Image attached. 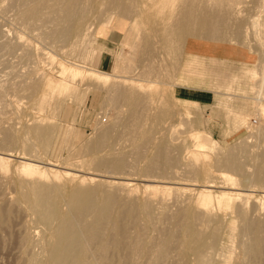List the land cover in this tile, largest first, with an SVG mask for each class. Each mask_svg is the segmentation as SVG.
Instances as JSON below:
<instances>
[{
    "label": "rangeland",
    "instance_id": "1",
    "mask_svg": "<svg viewBox=\"0 0 264 264\" xmlns=\"http://www.w3.org/2000/svg\"><path fill=\"white\" fill-rule=\"evenodd\" d=\"M185 1L0 0V264H45L76 189L116 201L105 236L124 250L99 262L87 245L100 264H200V249L202 264H264V0ZM111 29L123 40L106 51ZM42 186L45 224L28 201Z\"/></svg>",
    "mask_w": 264,
    "mask_h": 264
},
{
    "label": "bare ground",
    "instance_id": "2",
    "mask_svg": "<svg viewBox=\"0 0 264 264\" xmlns=\"http://www.w3.org/2000/svg\"><path fill=\"white\" fill-rule=\"evenodd\" d=\"M159 1H164V0H159ZM185 1V0H184ZM192 1V0H191ZM194 1V0H193ZM176 2V1H175ZM186 2V1H185ZM192 3V2H191ZM87 4V3H86ZM188 4V3H187ZM200 4V3H199ZM209 5V4H208ZM181 6H182V4H181ZM187 6V5H186ZM185 6V7H186ZM183 7H184V5H183ZM73 8H74V6H73ZM182 9V8H181ZM190 10V9H189ZM189 13V12H188ZM184 14V13H183ZM172 15V14H171ZM188 15V14H187ZM186 16V15H185ZM192 17V16H191ZM184 28V27H183ZM263 69H264V67H263ZM146 73V72H145ZM40 75V74H39ZM42 76V75H41ZM255 76V75H254ZM40 77V76H39ZM141 77V76H140ZM259 78V77H258ZM252 79V78H251ZM42 80V79H41ZM47 80V79H46ZM96 80L98 81V82H101V81H106V82H109L110 81V79L109 78H107V77H104V76H97L96 77ZM111 82V81H110ZM19 83H20V81H19ZM44 86V85H43ZM110 86H111V83H110ZM261 86H259V87H257V89H254L255 91L253 92V94L255 95H253L252 97V99L254 100V101H256L257 102V106H256V108L258 107V112H259V114L258 115H256L257 117L259 116V115H263V114H261V113H263V107H262V103H261V99L260 98H258L257 96H258V94L260 95V93H259V91H260V88ZM263 87L264 86H262V89H263ZM43 88V87H42ZM117 90V89H116ZM5 92V91H4ZM112 92V91H111ZM115 92H117V91H115ZM121 92V91H120ZM263 96V95H262ZM261 97V96H260ZM125 99V98H124ZM141 99V98H140ZM140 99H139V101H140ZM144 99V98H143ZM263 99V98H262ZM131 102V101H130ZM134 105H136V104H134ZM139 106V105H138ZM130 107V106H129ZM134 109V108H133ZM102 114V113H101ZM143 121V120H142ZM144 123V122H143ZM129 125V124H128ZM193 130V129H192ZM108 131H111V129H103V130H101V131H99L98 132V135H97V137L95 138V140L93 141V144L91 145V147H90V150H91V152L92 153H96V152H99V150L102 148V146H104L105 144H107V143H109L108 141H106V135H107V133H108ZM194 131V130H193ZM40 132H41V130H40ZM42 132H43V129H42ZM37 133V132H36ZM119 134V133H118ZM147 134V133H146ZM48 135V134H47ZM112 136V135H111ZM116 137V136H115ZM128 138V137H127ZM5 139V138H4ZM152 139V138H151ZM8 140H9V138H8ZM107 140H109V139H107ZM112 141V140H111ZM117 141V140H116ZM124 142V141H123ZM7 143V142H6ZM9 143V142H8ZM115 143V142H114ZM111 144V142L109 143V145ZM113 145V144H112ZM112 145L111 146H109L110 148H113L112 147ZM108 146V145H107ZM196 148V147H195ZM166 149V148H165ZM168 149V148H167ZM135 150V149H134ZM165 151V150H164ZM168 151V150H167ZM136 155V154H135ZM227 155V154H226ZM232 155V154H231ZM132 158V157H131ZM231 164V163H230ZM235 166V165H234ZM234 173V172H233ZM100 175V174H99ZM98 175V176H99ZM42 176V175H41ZM93 176V175H92ZM115 176V175H114ZM31 178H32V176H31ZM86 182V181H85ZM102 182V181H101ZM53 184V183H52ZM50 185V184H49ZM46 186V185H45ZM52 186V185H51ZM54 187V186H53ZM119 187V186H118ZM121 187V186H120ZM119 187V188H120ZM79 188V187H78ZM105 188V187H104ZM103 188V189H104ZM124 188V187H123ZM50 189V188H49ZM49 189H48V192H50L49 191ZM121 189V188H120ZM45 192H46V190H45V188H43V186L40 188H38L35 192H33L34 194L32 195V197L31 198H28L29 200V206H32L34 209H37V211H39L40 213H41V211L40 210H38V209H41L42 210V213L40 214V216L41 217H37V218H41V220H43L42 222H44V224H45V222H50V220L51 219H54L53 218V215H54V213L56 212V208H54V207H51L50 206V204L49 205H46V195H45ZM93 192H94V190H91V189H89V190H78V189H76V190H74L72 193H71V198H70V203H71V206H72V215L69 217V216H65V217H62V219H61V221H60V223H59V225L57 226V228L55 229V243L53 244V245H51V248H49L50 250L48 251L49 252V254L46 256V257H48L46 260V262H45V264H100L99 262H101V260H104L105 258H107V260H108V257H110V254H111V251H112V249H114V248H117V247H119V249L121 248L122 249V247H123V245L124 244H122V247L121 246H119L118 244L116 245V241H115V243H112L111 242V236L109 237L110 238V240H109V238L108 237H106L105 236V234H106V232L108 231L107 229L108 228H113V227H116V225L115 226H113L115 223H116V219H117V217H113V216H111V214L112 213H114V211L116 210V208L113 206V203L114 202H116L115 200H113L112 202L113 203H108V205L106 204H103L102 205V203H100V205L99 204H96V202L93 200L94 198H93ZM96 192V191H95ZM106 192V191H105ZM164 193V192H163ZM50 194V193H49ZM146 194V193H145ZM148 194H149V192H148ZM173 194V193H172ZM118 195H120V194H118ZM195 195V194H194ZM205 195V194H204ZM207 195V194H206ZM114 196H116V194L114 195ZM126 196V195H125ZM160 196V195H159ZM26 197V196H25ZM24 197V198H25ZM199 197V196H198ZM145 198V197H144ZM115 199V198H114ZM204 199V198H203ZM210 199H212V198H210ZM210 199L208 200V201H210ZM67 200V199H66ZM159 200V199H158ZM233 200V199H232ZM109 200H107V202H108ZM160 201V200H159ZM164 201V200H163ZM48 202V201H47ZM192 202V201H191ZM222 203V202H221ZM25 204H26V202H25ZM112 204V205H111ZM144 204V203H143ZM142 204V205H143ZM205 204H206V202H205ZM204 204V205H205ZM200 205H201V203H200ZM110 206L112 207V208H115V210L113 209V211L111 210V212H108L107 211V209H109L110 208ZM145 206V205H144ZM188 206V205H187ZM203 206V205H202ZM208 206H209V204H208ZM240 206V205H239ZM104 207H106V208H104ZM199 207V206H198ZM206 207V206H205ZM31 208V207H30ZM201 208V207H200ZM240 208V207H239ZM111 209V208H110ZM192 209V208H191ZM199 209V208H198ZM202 209V208H201ZM30 210V209H29ZM123 210H125V209H123ZM193 210V209H192ZM195 210V209H194ZM240 210V209H239ZM36 211V212H37ZM106 211L110 214V215H107V213H106ZM205 211V210H204ZM241 211V210H240ZM197 212H198V210H197ZM184 213V212H183ZM37 214H39L38 212H37ZM192 214V213H191ZM197 214H199V213H197ZM114 215V214H113ZM122 215V214H121ZM118 216V215H117ZM183 216V215H182ZM196 216V215H195ZM195 216H193V218L195 217ZM243 216H244V214H243ZM55 218H56V216H54ZM122 217V216H121ZM121 217H119L120 219H121ZM87 218L89 219H91V220H89V222L87 221ZM197 218V217H196ZM123 219V218H122ZM199 219V218H198ZM56 220V219H55ZM76 221L77 223H78V226L80 227L79 228V230H77V227L78 226H76L75 224H74V221ZM240 220V219H239ZM242 220H243V218H242ZM39 221V220H38ZM57 221V220H56ZM200 221V220H199ZM198 222V221H197ZM260 222V221H259ZM76 223V224H77ZM113 223V224H112ZM118 223V222H117ZM116 223V224H117ZM121 223V222H120ZM134 223V222H133ZM192 223V222H191ZM195 223H196V221H195ZM201 223V222H200ZM257 223V222H256ZM50 224V223H49ZM48 224V225H49ZM143 224V223H142ZM144 225V224H143ZM179 225V224H178ZM200 225V224H199ZM245 225H247V224H245ZM263 226H264V222H263V224H262ZM46 226H47V224H46ZM45 226V227H46ZM189 226V225H188ZM256 226V225H255ZM175 227V226H174ZM190 228H191V225L189 226ZM188 227V231L190 230V228ZM261 227V226H260ZM126 228V227H125ZM138 228V227H137ZM141 228V227H140ZM178 228V227H177ZM122 229L123 228H121V226H120V230L122 231ZM139 229V228H138ZM195 229V228H194ZM261 229V228H260ZM264 229V228H263ZM262 229V230H263ZM113 230V229H112ZM112 230H110V231H112ZM115 230H116V228H115ZM115 230H114V232H115ZM120 231V232H121ZM125 231V230H124ZM123 231V232H124ZM184 231V230H183ZM185 231H187V225H186V228H185ZM187 231V234L189 233ZM200 232V231H199ZM227 232V231H226ZM264 232V231H263ZM262 232V233H263ZM111 233V232H110ZM122 233V232H121ZM186 233V232H185ZM184 233V234H185ZM192 233V232H191ZM260 233H261V231H260ZM120 234V233H119ZM125 234H127V233H125L124 232V235ZM135 234V233H134ZM111 235H113V232H112V234ZM123 235V234H122ZM124 235L123 236H121V235H119L120 237H124ZM141 235V234H140ZM226 235V234H225ZM118 236V237H119ZM178 236H179V234H178ZM244 236V235H243ZM261 236L263 237V235L261 234ZM114 237V236H113ZM112 237V238H113ZM119 237V238H120ZM260 237V236H259ZM125 238H127L126 237V235H125ZM185 238V237H184ZM186 238H187V236H186ZM190 238V237H189ZM193 238V237H192ZM232 238H233V236H230V239L232 240ZM114 239H115V237H114ZM118 239V238H117ZM120 240V239H119ZM122 240H123V238H122ZM127 240V239H126ZM125 240V241H126ZM185 240V239H184ZM190 240V239H189ZM114 241V240H113ZM125 241H124V243H125ZM258 241H261V240H258ZM262 241H264V239L262 238ZM119 242H121V241H119ZM53 243V242H52ZM121 243H123V242H121ZM190 243V242H189ZM188 243V244H189ZM263 243V242H262ZM132 245H133V243H131ZM137 244H138V242H137ZM142 244V243H141ZM186 243L184 242V245H185ZM260 244V243H259ZM87 245L88 246H90V245H92L93 247V249H94V252H96L95 254H98V257H99V262H96V259H98V258H96V256H94L96 259L95 260H92V253H91V250L92 249H90V250H88L87 249ZM190 245V244H189ZM261 245V244H260ZM139 246V245H138ZM193 245H191L190 247H189V250H190V248L192 247ZM231 246V245H230ZM111 247H113V248H111ZM133 247V246H132ZM186 247H187V244H186ZM141 248H145V247H142V245H141V247L138 249V251H136L137 253H133L134 254V256H136V254H139V257L141 256V255H143V254H147L148 253V255H146V257H148L149 255H150V251H146V250H141ZM183 248H184V246H183ZM188 248V247H187ZM261 248H262V246H261ZM120 249V250H121ZM132 249V248H131ZM166 249V248H165ZM165 249H162V253L163 254H161V257L163 258L164 257V253H166L165 252ZM192 249V248H191ZM258 249H260V248H258V247H256L255 248V250H252V252L253 251H255V253L254 254H258L259 255V251L260 250H258ZM264 249V248H263ZM120 250H119V253H121L122 254V251L124 250V248H123V250H121V252H120ZM184 250V249H183ZM186 250V249H185ZM196 250V249H195ZM200 250H202V249H200ZM198 251V250H196L197 252H195L196 253V255H195V258H196V261H198L200 264H202V262L204 261V257H205V259H206V256H205V254L203 253L204 251ZM229 250H230V248H229ZM248 250V249H247ZM47 251V250H46ZM161 251V250H160ZM187 251V250H186ZM47 252V253H48ZM117 252V251H116ZM116 252H115V254H116ZM249 252H251V251H249ZM262 252V251H261ZM39 253V252H38ZM45 253V252H44ZM132 253V252H131ZM143 253V254H142ZM114 254V256H116ZM121 254H120V256H121ZM132 254V255H133ZM141 254V255H140ZM155 254V253H154ZM251 254V253H250ZM253 254V253H252ZM263 254V253H262ZM34 255V254H33ZM40 255V254H39ZM39 255H37V257H38V259L40 258V256ZM112 255V254H111ZM131 255V254H130ZM151 256V255H150ZM208 256V255H207ZM224 256V255H223ZM226 256V255H225ZM228 256V255H227ZM250 256V255H249ZM133 257V256H132ZM137 257V256H136ZM142 257H144V256H142ZM258 257V256H257ZM33 258V257H32ZM149 258H151V257H149ZM148 258V259H149ZM35 259H37V258H35ZM37 259V260H38ZM42 258H40L38 261H40ZM94 259V258H93ZM147 259V258H146ZM227 259V258H226ZM229 260H230V257L228 258ZM262 259V258H261ZM30 260L31 259H29V261H28V263L30 262ZM34 260V259H33ZM140 260H142L141 258H140ZM162 260V259H161ZM34 261H36V260H34ZM38 261H36V262H38ZM45 261V260H44ZM126 261V260H125ZM148 261V260H147ZM206 261V260H205ZM223 261V260H222ZM227 261V260H226ZM35 262V263H36ZM103 262V261H102ZM34 262H32V264H33ZM43 263V262H42ZM105 263V262H104ZM151 263V262H150ZM208 263H209V261H208ZM224 263V262H223ZM41 264V263H40ZM44 264V263H43ZM124 264V263H123ZM141 264H143V263H141Z\"/></svg>",
    "mask_w": 264,
    "mask_h": 264
},
{
    "label": "crops",
    "instance_id": "3",
    "mask_svg": "<svg viewBox=\"0 0 264 264\" xmlns=\"http://www.w3.org/2000/svg\"><path fill=\"white\" fill-rule=\"evenodd\" d=\"M122 40H123V33L117 29H111L108 32H106L102 44L107 51L114 49L117 45H119L122 42ZM106 51L101 53L97 61L98 69H105L108 65V60L110 55ZM178 97L180 99L196 102L198 104H203L207 100L205 96L193 92L179 94Z\"/></svg>",
    "mask_w": 264,
    "mask_h": 264
}]
</instances>
